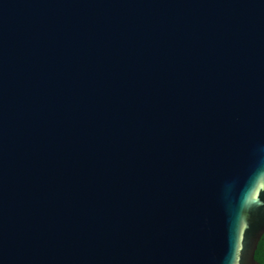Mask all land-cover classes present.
<instances>
[{"label": "water", "instance_id": "obj_1", "mask_svg": "<svg viewBox=\"0 0 264 264\" xmlns=\"http://www.w3.org/2000/svg\"><path fill=\"white\" fill-rule=\"evenodd\" d=\"M264 0H0V264H258Z\"/></svg>", "mask_w": 264, "mask_h": 264}, {"label": "trees", "instance_id": "obj_2", "mask_svg": "<svg viewBox=\"0 0 264 264\" xmlns=\"http://www.w3.org/2000/svg\"><path fill=\"white\" fill-rule=\"evenodd\" d=\"M255 258L258 264H264V234L259 241L258 248L255 253Z\"/></svg>", "mask_w": 264, "mask_h": 264}]
</instances>
